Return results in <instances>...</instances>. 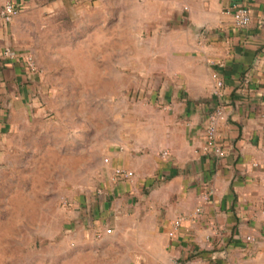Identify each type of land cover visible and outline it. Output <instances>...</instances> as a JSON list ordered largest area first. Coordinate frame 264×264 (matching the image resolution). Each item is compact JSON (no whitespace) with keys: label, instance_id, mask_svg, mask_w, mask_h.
<instances>
[{"label":"crops","instance_id":"0c3cea01","mask_svg":"<svg viewBox=\"0 0 264 264\" xmlns=\"http://www.w3.org/2000/svg\"><path fill=\"white\" fill-rule=\"evenodd\" d=\"M133 1L155 11L138 12L139 39L122 43L111 63L136 74L139 101L94 154L98 184L71 197L68 254L93 264H264V0ZM8 2L20 12L10 22L0 15V145L37 116L35 96L48 95L24 61L21 24L33 0H0V11ZM233 6L249 8L247 27L235 25ZM216 111L222 157L205 150Z\"/></svg>","mask_w":264,"mask_h":264},{"label":"rangeland","instance_id":"374dc122","mask_svg":"<svg viewBox=\"0 0 264 264\" xmlns=\"http://www.w3.org/2000/svg\"><path fill=\"white\" fill-rule=\"evenodd\" d=\"M105 1L115 14L114 25L106 23V4L97 9L95 0H33L25 11L22 36L37 66L31 73L42 74L48 95L35 96L37 116L0 145V264L94 262L87 253L68 254L64 221L72 195L99 182L92 171L94 164L100 167L94 154L121 132L129 106L139 101L135 73L123 76L122 65L111 58L120 62L115 56L121 44L139 39L132 34L138 12L155 11L151 1L145 6ZM109 122L115 127L108 128Z\"/></svg>","mask_w":264,"mask_h":264},{"label":"built area","instance_id":"2783aa9c","mask_svg":"<svg viewBox=\"0 0 264 264\" xmlns=\"http://www.w3.org/2000/svg\"><path fill=\"white\" fill-rule=\"evenodd\" d=\"M20 12V6L18 4H15L13 2L6 3L3 8L0 11L1 17L6 21L10 22L12 21L15 16L18 15ZM228 13H232L234 15V22L235 25L238 27H247L251 23V14L249 8L245 6H233V8H230L227 10ZM5 55H12L13 52L9 49L5 50ZM24 61L27 69L32 72H37V66L35 64L34 58L31 55V53H27L24 56ZM218 86L222 87L223 82L221 80L218 81ZM220 115L219 111H216V113L212 114L210 116V121L208 123V126L206 128V148L207 151H213L217 156L222 157L225 154V151L217 144V135H218V128H217V117ZM163 154H167V152H164ZM118 175L123 176L125 178L131 177V173L125 172L123 170L118 171ZM180 221H177L176 224L179 225ZM108 233L112 232L111 229L107 230ZM250 239V238H249Z\"/></svg>","mask_w":264,"mask_h":264},{"label":"water","instance_id":"95a60500","mask_svg":"<svg viewBox=\"0 0 264 264\" xmlns=\"http://www.w3.org/2000/svg\"><path fill=\"white\" fill-rule=\"evenodd\" d=\"M174 264H179V263H174Z\"/></svg>","mask_w":264,"mask_h":264}]
</instances>
